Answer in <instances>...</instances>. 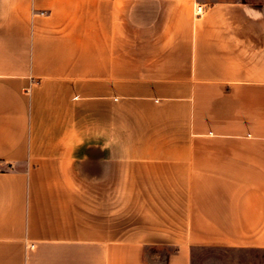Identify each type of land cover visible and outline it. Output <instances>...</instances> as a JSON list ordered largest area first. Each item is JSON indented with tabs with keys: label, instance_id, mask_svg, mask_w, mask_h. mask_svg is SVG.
I'll return each mask as SVG.
<instances>
[{
	"label": "crops",
	"instance_id": "1",
	"mask_svg": "<svg viewBox=\"0 0 264 264\" xmlns=\"http://www.w3.org/2000/svg\"><path fill=\"white\" fill-rule=\"evenodd\" d=\"M200 246L264 249V0H0V264Z\"/></svg>",
	"mask_w": 264,
	"mask_h": 264
},
{
	"label": "rangeland",
	"instance_id": "2",
	"mask_svg": "<svg viewBox=\"0 0 264 264\" xmlns=\"http://www.w3.org/2000/svg\"><path fill=\"white\" fill-rule=\"evenodd\" d=\"M191 264H264V249L194 247Z\"/></svg>",
	"mask_w": 264,
	"mask_h": 264
},
{
	"label": "built area",
	"instance_id": "3",
	"mask_svg": "<svg viewBox=\"0 0 264 264\" xmlns=\"http://www.w3.org/2000/svg\"><path fill=\"white\" fill-rule=\"evenodd\" d=\"M204 13V7L202 5H196L195 8H194V15L196 17H199L201 16L202 14ZM33 247V245L31 246Z\"/></svg>",
	"mask_w": 264,
	"mask_h": 264
}]
</instances>
